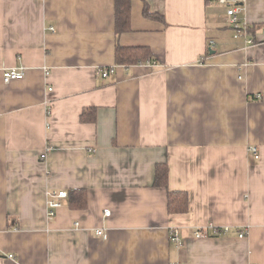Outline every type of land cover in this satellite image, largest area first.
<instances>
[{
	"label": "crops",
	"instance_id": "obj_1",
	"mask_svg": "<svg viewBox=\"0 0 264 264\" xmlns=\"http://www.w3.org/2000/svg\"><path fill=\"white\" fill-rule=\"evenodd\" d=\"M114 5L0 0V264H264V0L237 3L253 45L218 0H131L119 36ZM116 45L153 62L116 65ZM162 163L185 213L153 186ZM75 190L86 206L48 218ZM208 225L229 232L194 236Z\"/></svg>",
	"mask_w": 264,
	"mask_h": 264
},
{
	"label": "trees",
	"instance_id": "obj_2",
	"mask_svg": "<svg viewBox=\"0 0 264 264\" xmlns=\"http://www.w3.org/2000/svg\"><path fill=\"white\" fill-rule=\"evenodd\" d=\"M208 1V0H207ZM114 27L115 35L119 36L130 30L131 0H114ZM143 16L149 19H160L161 17L151 13L146 3L143 6ZM248 31L253 32L252 28ZM154 56L147 47H122L116 45L115 64L120 66H133L138 64H152ZM94 116V111H84V115ZM86 120H89L88 118ZM153 186L166 191V206L170 214H182L187 212L189 196L184 191H170L168 189V169L165 163L156 164L154 171ZM68 205L72 208H84L86 206V193L84 190L70 191L67 194Z\"/></svg>",
	"mask_w": 264,
	"mask_h": 264
},
{
	"label": "built area",
	"instance_id": "obj_3",
	"mask_svg": "<svg viewBox=\"0 0 264 264\" xmlns=\"http://www.w3.org/2000/svg\"><path fill=\"white\" fill-rule=\"evenodd\" d=\"M239 1L240 0H218L220 4L226 5L228 7L226 11V17H227L226 21H227L228 26L236 32L234 38H238L240 36L246 35V44L253 45L255 44L256 41L254 40V38L250 37L248 27L241 25L240 20L238 18L237 3ZM51 31H53V29H51ZM112 72H113V69H107V70L100 69L98 71V74L101 75L103 78H105ZM23 77H24L23 70L16 69V68L7 69L2 74V79L4 83H9L11 81H19V80H22ZM48 150L50 151L49 148ZM248 152L252 154L255 159H258L257 148L255 146L249 147ZM45 154L46 153L42 154L40 158L44 159ZM47 196H48L47 216L48 218H52L55 216L56 211L61 207L62 200L66 199L68 195L66 191H51L47 194ZM104 215L105 217H109L110 211L105 210ZM205 230L208 231V233L204 231L203 229H198L197 231H195L194 236L196 238H201V237H205L208 235H214V236L215 235H226L229 232L228 228L216 229L212 225L206 226ZM96 235L98 237H101L102 239H106V233L104 232L103 229L97 230ZM237 235L239 237L245 236V234L242 232H238ZM169 239L171 243H174L176 245L182 244L179 238V235H178V231L176 229H171L169 231ZM8 258L11 259L12 256L9 255Z\"/></svg>",
	"mask_w": 264,
	"mask_h": 264
},
{
	"label": "water",
	"instance_id": "obj_4",
	"mask_svg": "<svg viewBox=\"0 0 264 264\" xmlns=\"http://www.w3.org/2000/svg\"><path fill=\"white\" fill-rule=\"evenodd\" d=\"M211 52V51H210Z\"/></svg>",
	"mask_w": 264,
	"mask_h": 264
}]
</instances>
